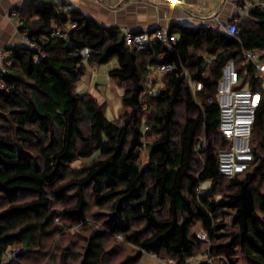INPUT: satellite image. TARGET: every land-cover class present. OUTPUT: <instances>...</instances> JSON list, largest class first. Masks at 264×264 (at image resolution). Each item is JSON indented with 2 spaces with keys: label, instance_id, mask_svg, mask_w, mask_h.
<instances>
[{
  "label": "trees",
  "instance_id": "16d2710c",
  "mask_svg": "<svg viewBox=\"0 0 264 264\" xmlns=\"http://www.w3.org/2000/svg\"><path fill=\"white\" fill-rule=\"evenodd\" d=\"M20 11L19 31L39 50L11 47L13 63L2 77L0 264H39L80 226L88 234H74L81 240L63 248L61 264H134L145 253L175 264H238L240 257L264 264V85L241 56L243 48L264 50V9L240 18L235 37L171 23L172 50L156 40L145 50L131 48L119 26L98 23L68 0H28ZM70 25L65 35L54 34ZM84 48L87 58L76 54ZM231 59L262 99L253 160L228 178L219 171L229 141L216 93ZM112 60L117 66L108 78L125 92L110 120L104 103L77 88L89 66ZM159 63L174 68L145 106L144 80ZM185 69L203 85L197 96L181 76ZM15 247L21 250L7 259Z\"/></svg>",
  "mask_w": 264,
  "mask_h": 264
},
{
  "label": "built area",
  "instance_id": "2783aa9c",
  "mask_svg": "<svg viewBox=\"0 0 264 264\" xmlns=\"http://www.w3.org/2000/svg\"><path fill=\"white\" fill-rule=\"evenodd\" d=\"M154 4H177L178 0H143ZM24 2L12 9L8 17L12 20L15 28L19 30L22 14L20 9L26 5ZM240 13L236 17H231L228 21L219 19L217 11H212L209 20L201 25L213 32V34L224 33L230 37H235L239 33L238 21L240 18L247 17L257 6L264 9V0H238ZM68 28H60L54 34L65 35ZM126 43L129 47H136L140 50L147 49L156 40L162 43L168 50H172V44L176 37L171 35L167 26H161L153 31L133 32L127 28H122ZM20 32V31H19ZM23 40L32 49L39 50L35 42L30 40L28 35L20 32ZM87 58L89 51L87 48L76 52ZM14 52L11 47L0 49V88H6V83L2 78L8 72V67L13 63ZM243 65L255 71V77L260 79L264 85V50L243 48ZM211 61V57L208 59ZM174 66L170 63H159L153 66L144 80V87L140 93L143 104L147 105V99L157 96L160 93L161 79L167 72L173 70ZM195 96L202 89V83L194 79L185 69L182 74ZM108 78V74H107ZM244 85V86H242ZM251 75L245 70L240 73L234 59L229 60L222 70V76L218 83L216 101L220 108V130L229 141V146L219 153V171L222 175L231 178L243 173L253 160L252 150V129L255 123L256 113L261 104L262 95L259 90H254L251 86ZM210 101L213 99L210 98ZM198 238L208 241L205 231L198 233ZM20 247H15L5 253L7 259L13 258ZM152 257L161 259L156 253H149ZM169 264H175L173 260H168ZM195 263L200 261L194 260Z\"/></svg>",
  "mask_w": 264,
  "mask_h": 264
},
{
  "label": "crops",
  "instance_id": "0c3cea01",
  "mask_svg": "<svg viewBox=\"0 0 264 264\" xmlns=\"http://www.w3.org/2000/svg\"><path fill=\"white\" fill-rule=\"evenodd\" d=\"M27 1L0 0V49L24 45L23 37L8 17V13ZM68 1L102 25L119 26L121 29L127 28L133 32L153 31L161 26L169 27L174 22L201 25L209 20L212 11H217L222 21H228L240 13L238 0H178L177 4H154L143 0ZM81 88H87V92L95 97L102 96L98 82L92 75L90 78L88 75L85 76V84ZM134 264H169V262L145 253Z\"/></svg>",
  "mask_w": 264,
  "mask_h": 264
},
{
  "label": "rangeland",
  "instance_id": "374dc122",
  "mask_svg": "<svg viewBox=\"0 0 264 264\" xmlns=\"http://www.w3.org/2000/svg\"><path fill=\"white\" fill-rule=\"evenodd\" d=\"M24 45H27L25 41H24ZM116 66H117L116 60H112L106 64L93 66V68L89 66L88 71L86 73V75H88L89 78L92 75L93 79H95V81L98 82L99 92H101L102 96L104 97V100L102 96L101 97L97 95L96 96L100 103H104L105 115L110 120L116 119L119 116L120 110L122 108L123 95L125 92V86L123 84H120L113 79L107 78L108 71ZM85 76L81 79L77 88V90L80 91L81 94H84L88 91L87 88H81V86L85 84ZM179 111L181 112V110ZM90 159H92V157L85 158L84 161H90ZM147 162H148V151L143 148L141 154V163L144 166ZM81 164H82V160H77L73 163V166L75 168H80ZM208 185L209 182H205L203 183L202 187L205 188ZM95 211L96 209H93V212ZM77 233L80 234V236H85V234H88V232H86L85 229L84 230L81 229V226L70 229L69 233H67L68 234V237H66L67 240L66 239L63 240L65 244L61 243L62 244L61 249L59 248L57 251H54L52 248H50V250L43 257V260L39 261V264H61L62 256L64 253L63 248L68 244L69 245L73 244V242H76V240L78 239L81 240L79 238V235H76V237L74 236V234ZM120 239L121 238H119V240ZM81 246H83L82 241L78 243V246L74 250L76 251L80 250ZM126 249L131 250L132 246L126 245ZM54 256L57 257L56 260L53 259ZM217 262H218L217 264H223L222 261L221 262L217 261ZM71 264H78V262H71ZM238 264H252V263L246 261L244 257H240Z\"/></svg>",
  "mask_w": 264,
  "mask_h": 264
}]
</instances>
